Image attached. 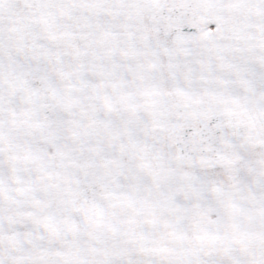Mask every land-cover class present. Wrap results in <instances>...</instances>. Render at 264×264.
<instances>
[{"label":"snow or ice","instance_id":"snow-or-ice-1","mask_svg":"<svg viewBox=\"0 0 264 264\" xmlns=\"http://www.w3.org/2000/svg\"><path fill=\"white\" fill-rule=\"evenodd\" d=\"M0 264H264V0H0Z\"/></svg>","mask_w":264,"mask_h":264}]
</instances>
